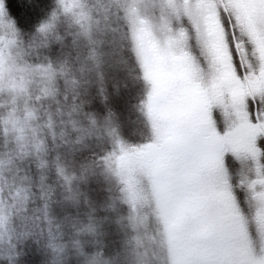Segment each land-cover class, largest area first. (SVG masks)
<instances>
[{
	"label": "snow or ice",
	"instance_id": "1",
	"mask_svg": "<svg viewBox=\"0 0 264 264\" xmlns=\"http://www.w3.org/2000/svg\"><path fill=\"white\" fill-rule=\"evenodd\" d=\"M0 264H264V0H0Z\"/></svg>",
	"mask_w": 264,
	"mask_h": 264
},
{
	"label": "rangeland",
	"instance_id": "2",
	"mask_svg": "<svg viewBox=\"0 0 264 264\" xmlns=\"http://www.w3.org/2000/svg\"><path fill=\"white\" fill-rule=\"evenodd\" d=\"M103 2L104 0H101V3ZM34 12L38 13V11L34 9L33 11L29 12V15H33ZM112 60L115 63L116 61L119 60V56L113 55ZM110 75L113 76L112 82L117 83L121 87L122 92H125L126 102H125L124 110L121 112V121H122L124 133L129 138L135 139L143 131V126L139 113L137 112L136 108L132 106L135 103L134 101L135 98L133 96V93L129 92L130 89L133 88L132 85L134 83V80L131 76L127 77L125 80V78L122 77L121 74H117V73H110ZM125 82H127L128 84L127 90H125L123 87ZM109 88L111 89V85H109Z\"/></svg>",
	"mask_w": 264,
	"mask_h": 264
},
{
	"label": "trees",
	"instance_id": "3",
	"mask_svg": "<svg viewBox=\"0 0 264 264\" xmlns=\"http://www.w3.org/2000/svg\"><path fill=\"white\" fill-rule=\"evenodd\" d=\"M38 14H39V12L38 13H35L34 12L33 15H29V16L30 17L32 16L34 18ZM117 55L118 54H116L115 56H117ZM129 92L133 93V88L130 89ZM26 259L34 260V261H41L43 259V255H42V253H39V252H30L29 255H28V257H26Z\"/></svg>",
	"mask_w": 264,
	"mask_h": 264
}]
</instances>
